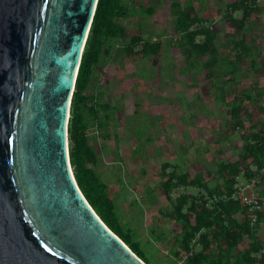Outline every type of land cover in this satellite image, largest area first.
Segmentation results:
<instances>
[{"label":"rangeland","instance_id":"obj_1","mask_svg":"<svg viewBox=\"0 0 264 264\" xmlns=\"http://www.w3.org/2000/svg\"><path fill=\"white\" fill-rule=\"evenodd\" d=\"M232 1L119 0L122 8L114 21L125 35L105 40L86 90L88 102L97 106L95 120L85 113L89 142L98 156L96 171L114 199L119 221L139 242L149 264H186L182 252L174 253L180 248L182 224L168 213L172 199L200 191L196 186H176L168 200L161 186L162 165H176L213 187L222 182L217 163L240 159L246 144L243 136L264 127V0H257L262 9L249 18L258 25L246 36L252 56L233 73L227 72L232 65L220 64L211 54L197 62L186 58L181 35L174 29V11L190 7L192 15L205 19L216 32L219 52L231 55L223 43L234 30L225 17ZM132 35L162 43L155 64L153 56L127 55ZM140 47L137 44L134 50ZM240 95L238 117L243 127L226 104ZM237 180L239 186L245 183L242 173ZM254 188L264 212V179ZM256 236L264 241V217ZM247 244L245 236L236 251Z\"/></svg>","mask_w":264,"mask_h":264},{"label":"water","instance_id":"obj_2","mask_svg":"<svg viewBox=\"0 0 264 264\" xmlns=\"http://www.w3.org/2000/svg\"><path fill=\"white\" fill-rule=\"evenodd\" d=\"M97 0H0V264H146L96 214L68 119Z\"/></svg>","mask_w":264,"mask_h":264},{"label":"trees","instance_id":"obj_3","mask_svg":"<svg viewBox=\"0 0 264 264\" xmlns=\"http://www.w3.org/2000/svg\"><path fill=\"white\" fill-rule=\"evenodd\" d=\"M121 8L119 0H97L70 102L67 126L69 161L79 189L96 214L136 255L149 264L150 260L145 256L139 242L134 240L130 230L123 228L119 221L114 199L109 195L107 184L96 171L98 156L89 142L88 122L85 120L86 112L92 116L91 119L97 118V106L92 101L88 102L90 99L86 90L94 67L101 59L104 42L106 39L125 35V31L114 21ZM261 9L257 0H233L227 5L225 17L234 30L230 32L229 41L223 45L229 47L232 53L230 55L219 52L215 43L217 34L205 19L192 15L190 7H179L174 11L173 24L175 32L181 35L180 41L186 58H193L197 62L211 54L217 56L220 64L232 65L228 67L227 72L233 73L237 65L252 56L246 36L258 25L250 23L249 18L253 12L260 13ZM235 12H239V15L235 16ZM129 39L126 47L128 56H153L152 62L156 63L162 48L160 41L143 39L141 35H132ZM137 44H141V47L134 50ZM254 62L255 59H252V63ZM192 65L193 63H190V66ZM212 73L210 71L208 76ZM240 96L226 101V104L231 106V113L237 118V125L243 127V121L238 117L243 106V95ZM256 96L260 98L262 95L257 92ZM236 100L239 102L235 103ZM243 138L246 144L240 159L217 163L222 182L213 187L196 176L191 177L187 171L177 170L176 165H162L165 178L161 186L168 200L172 198L171 191L176 186L200 188L197 195L182 194L172 199L173 209L168 213L171 218L182 224L180 248L174 253L181 256L182 252L186 264H264V241L256 236V229L264 217V212L259 211L256 221L252 222L246 207L232 197L240 187L237 180L240 174L242 173L247 181L251 177L249 166L264 162V127L248 130ZM170 167V171L165 170ZM245 236L248 238L247 247L237 252L236 248Z\"/></svg>","mask_w":264,"mask_h":264},{"label":"built area","instance_id":"obj_4","mask_svg":"<svg viewBox=\"0 0 264 264\" xmlns=\"http://www.w3.org/2000/svg\"><path fill=\"white\" fill-rule=\"evenodd\" d=\"M249 172L251 173L249 180L245 181V183L239 187L238 191L232 194V197L246 207L251 221L254 222L257 219L258 212L261 211L263 207V201L254 191H246V189L261 183L264 177V162L261 164H251L249 166Z\"/></svg>","mask_w":264,"mask_h":264},{"label":"crops","instance_id":"obj_5","mask_svg":"<svg viewBox=\"0 0 264 264\" xmlns=\"http://www.w3.org/2000/svg\"><path fill=\"white\" fill-rule=\"evenodd\" d=\"M253 188H254V187H252V188H248V189H246V191H254V192L256 193V191L253 190ZM254 189H255V188H254ZM257 193H258V192H257ZM257 193H256V194H257ZM263 194H264V193H263ZM257 195H258V194H257Z\"/></svg>","mask_w":264,"mask_h":264}]
</instances>
